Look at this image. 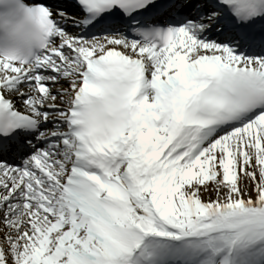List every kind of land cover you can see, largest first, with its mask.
Listing matches in <instances>:
<instances>
[{
    "label": "snow or ice",
    "instance_id": "6c2138e0",
    "mask_svg": "<svg viewBox=\"0 0 264 264\" xmlns=\"http://www.w3.org/2000/svg\"><path fill=\"white\" fill-rule=\"evenodd\" d=\"M0 6V264H264V0Z\"/></svg>",
    "mask_w": 264,
    "mask_h": 264
},
{
    "label": "clouds",
    "instance_id": "9594fccd",
    "mask_svg": "<svg viewBox=\"0 0 264 264\" xmlns=\"http://www.w3.org/2000/svg\"><path fill=\"white\" fill-rule=\"evenodd\" d=\"M3 11L5 9L0 6V12ZM38 33L35 23L22 13L11 18L8 23L0 22V57L27 59L39 46Z\"/></svg>",
    "mask_w": 264,
    "mask_h": 264
}]
</instances>
